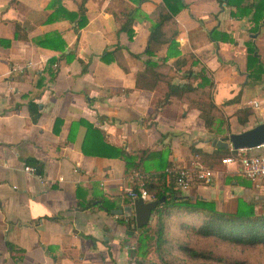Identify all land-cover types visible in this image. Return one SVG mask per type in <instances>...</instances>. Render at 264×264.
<instances>
[{"label":"crops","instance_id":"crops-1","mask_svg":"<svg viewBox=\"0 0 264 264\" xmlns=\"http://www.w3.org/2000/svg\"><path fill=\"white\" fill-rule=\"evenodd\" d=\"M181 1L184 7L172 16L173 39L186 63L177 73L194 59L192 69L203 67L211 77L223 133L264 121V12L254 14L253 8L259 0ZM81 3L85 24L75 31ZM165 8L163 0H0V264H134L137 231L124 223L130 217L103 208L128 204L129 173L118 158L82 154L85 127L77 125L71 135L73 121L90 123L104 142L124 150L162 152L170 168L203 165L190 147L210 151L213 136L189 107L195 93L171 97L157 109L164 81L150 91L134 88L143 65L131 53L142 52L151 23ZM121 26L131 29L130 38ZM248 44L263 65L256 78L245 71ZM153 49L162 58L166 44ZM111 51L114 57L100 58ZM242 107L250 113L239 123L234 113ZM252 149L264 152V146L245 152ZM24 165H38V173L23 171ZM221 165L208 166L209 185L192 184L182 194L229 211L236 198L250 200L254 184L232 165ZM145 166L156 170L149 160Z\"/></svg>","mask_w":264,"mask_h":264},{"label":"trees","instance_id":"trees-1","mask_svg":"<svg viewBox=\"0 0 264 264\" xmlns=\"http://www.w3.org/2000/svg\"><path fill=\"white\" fill-rule=\"evenodd\" d=\"M54 1L56 0H51V3ZM169 1L163 0L166 7L165 12L160 14L158 19L151 23L146 45L142 52L131 53L134 58L141 60L143 65L142 69L135 73L134 88L150 91L159 81H164L166 83V91L156 101L155 105L157 109H160L166 104L171 97L181 98L189 93H195L197 90H207L208 101L203 102L189 99V107L198 110L199 118L203 121L206 130L213 137L218 136L222 140H225L228 134L223 133V130L220 129L222 125H226L225 119L219 108L211 100V88L213 86L211 77L206 76L203 67L197 70L192 69V66L197 65V61L194 59L191 60L189 67L183 70L181 75L177 73L180 67L186 63V60L179 56V52L176 49V42L173 39L176 30L172 16L180 8L184 7V4L181 0ZM233 2V0H225V3L228 5H233ZM253 8L254 14L264 12V0H259ZM77 14L78 17L74 27L75 31L85 24L82 3L78 6ZM252 17L254 19L255 15H252ZM17 28L18 25L15 24V37H17ZM120 29L125 30L128 38L131 37V29L125 28L124 26H121ZM38 44L41 46L44 45L41 41H38ZM153 44H166L164 57L159 59L155 58ZM115 54V51H111L110 53H104L100 58L103 57L106 59L104 56L108 55L114 57ZM63 56L66 60L70 59L69 53H65ZM169 57H175V59L167 66L164 61ZM85 67L83 64L81 70L84 71ZM165 67L168 69L167 71L163 70ZM245 71L247 72L248 78H256L263 72V65L258 58L253 44L246 45ZM174 76L180 77L183 82L177 84L171 83V79ZM233 101L234 98L224 101L223 104H229ZM31 105V103L28 104L29 107ZM216 113L219 115H216ZM249 113L250 110L248 108L242 107L235 111L234 114L239 123H244ZM30 117L31 121H34L36 114H31ZM70 125L69 133L71 135L77 125H83L85 127L80 144L82 154L122 160L125 172L129 173L130 188L138 193V189L141 187L146 191L150 199L158 201L152 211L153 218L150 221L152 224L151 227L150 225H145L136 229L132 218H124L126 229L137 231L135 243L132 247L134 264H157L153 256L163 264H170V261H166L170 258L167 255L170 250L168 243L175 245L176 248L190 257L205 258V255L199 251L190 248L184 243L177 242L175 239L166 237L165 231L167 225L165 217L174 213H184L192 221L193 225L191 226L193 231L201 237H212L234 245H264V200L261 201V209L263 211L260 213L255 212L254 201L244 200L242 198H236L235 208L232 211L219 208L215 209L212 201L191 198L183 195L181 190L173 187L166 170L170 167L167 165L168 163L164 159L162 152L152 151L148 153L146 150L127 151L104 142L99 130L84 120L73 121ZM71 138L69 136V139ZM236 151L229 148L218 149L215 147H212L210 151H204L200 148L190 147L192 155H198L199 161L203 165L212 168L221 167L220 160L227 155H234ZM146 160L151 161L156 170H148L145 166ZM236 173L244 177L239 171ZM130 201L131 199L125 196L123 202L127 204ZM103 208L109 211L113 208V205L107 204ZM150 230L151 232H149Z\"/></svg>","mask_w":264,"mask_h":264},{"label":"rangeland","instance_id":"rangeland-1","mask_svg":"<svg viewBox=\"0 0 264 264\" xmlns=\"http://www.w3.org/2000/svg\"><path fill=\"white\" fill-rule=\"evenodd\" d=\"M247 90H245L247 94L254 95V93ZM194 99L195 101L208 99L207 90H197ZM216 115L219 114L216 113ZM256 153L258 152H256L255 149L247 152V154ZM249 182H252L255 186V188L253 187L254 190L250 200L254 201L255 212L260 213L263 211L261 209V201L264 200V189H259L257 185L262 182L257 180H249ZM233 206H235V204ZM165 221L167 225L165 231L166 237L184 243L190 248L205 255V258H193L176 248L175 245L168 243L170 250L167 255L170 258L166 261H170V264H264V245H234L212 237H201L193 231L191 226L193 223L184 213H174L165 217ZM147 225H150V227L152 226L151 222ZM150 229L152 230V228ZM151 230L149 232H151ZM153 259L155 263H161L154 258V256ZM165 259H167V257H165Z\"/></svg>","mask_w":264,"mask_h":264},{"label":"built area","instance_id":"built-area-1","mask_svg":"<svg viewBox=\"0 0 264 264\" xmlns=\"http://www.w3.org/2000/svg\"><path fill=\"white\" fill-rule=\"evenodd\" d=\"M15 69L16 68H13V70ZM246 104L257 106V102L255 101H247ZM262 146L264 145L257 147ZM245 151V149L237 150L234 155H227L223 157L220 162L224 165H232L234 169L239 171L246 179L252 181L257 180L264 185V152L247 154ZM22 170L27 173L34 172V168L28 165H24ZM166 170L173 187L181 191L187 189L192 184L209 185L213 178L212 169L208 166L201 165L196 161H192L185 166L169 168ZM125 192L131 201L138 197L142 200L150 199L149 195L141 187H139L138 193L131 188L126 189Z\"/></svg>","mask_w":264,"mask_h":264},{"label":"water","instance_id":"water-1","mask_svg":"<svg viewBox=\"0 0 264 264\" xmlns=\"http://www.w3.org/2000/svg\"><path fill=\"white\" fill-rule=\"evenodd\" d=\"M210 145L218 149L230 148L234 150L251 149L260 145H264V121L256 125L246 128L237 133H229L225 140L221 138H211ZM38 165L34 167L35 173H38ZM157 200H142L135 198L127 205L120 208L110 209L111 214H122L124 217L133 219L134 227L141 228L147 225L152 219V211L154 210Z\"/></svg>","mask_w":264,"mask_h":264}]
</instances>
